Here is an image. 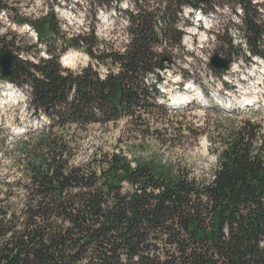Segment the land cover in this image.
Masks as SVG:
<instances>
[{
  "label": "trees",
  "instance_id": "1",
  "mask_svg": "<svg viewBox=\"0 0 264 264\" xmlns=\"http://www.w3.org/2000/svg\"><path fill=\"white\" fill-rule=\"evenodd\" d=\"M122 1L96 0L106 11L112 5L117 10ZM127 1L131 38L123 51L97 41L92 33L60 35L51 9L25 20L46 56L32 61L15 54L10 75L3 78L0 71V80L26 94L31 116L46 118L15 137L12 164L19 173L13 181L0 172V264H264V139L259 123L227 119L222 124V146L206 181L183 170L168 177L144 161L133 164L122 152L94 151L86 161L75 162L69 133L72 126L119 121L145 124L148 132L149 116L184 112L167 108L159 98L160 70L172 60L167 48L181 41L185 6L205 15L224 6L237 15L240 8L245 58L264 61L259 11L264 1ZM52 35H60L70 47L79 48L82 42L89 62L77 69L63 67L62 49L50 42ZM214 35L221 39V31ZM224 35L216 52L231 59L243 51L242 45ZM161 41L167 47H157ZM12 46L11 41L0 44V53ZM210 67L217 75L224 71ZM48 108L52 113L46 114ZM156 132L151 134L158 138ZM6 137L0 138V149Z\"/></svg>",
  "mask_w": 264,
  "mask_h": 264
},
{
  "label": "rangeland",
  "instance_id": "2",
  "mask_svg": "<svg viewBox=\"0 0 264 264\" xmlns=\"http://www.w3.org/2000/svg\"><path fill=\"white\" fill-rule=\"evenodd\" d=\"M257 1L262 3L264 0ZM127 8V0H123L117 10L112 5L109 11L96 0H0V44L13 42L12 51L32 61L46 56L43 45L34 36L35 31L25 20L39 18L52 9L60 35L70 37L92 33L97 41L122 50L127 37ZM260 11L261 20H264V6ZM184 12L180 24L184 32L182 42L180 46L172 44L167 48L171 49L172 60L163 71V84H160L163 97L159 102L167 104V100L172 101L174 96L183 95L185 99L175 104L189 106L186 110L180 108L184 112L149 116L151 126L147 124L148 132L144 130L145 124L136 127L126 121L91 124L85 129L72 126L69 133L73 139L71 145L76 147L75 162L86 161L94 151L122 152L133 164L137 160L144 161L168 177H175L178 171L183 170L197 181H206L217 163L222 146L219 135L224 132L227 119L231 123L242 119L259 123L264 139V61L255 56L251 61L246 60L248 53L243 46L241 24L236 15L227 8L210 15L202 14L203 18L196 16L198 9L189 8ZM214 30L221 31L220 40L213 38ZM224 32L235 45L241 44L243 51L234 53L221 75H217L210 70L207 59L217 53L216 48L226 37ZM60 35H52L50 42L55 40V46L62 49L61 65L71 69L85 66L90 60L85 47L66 46ZM162 46L167 47V44ZM65 56H70L72 64H63ZM25 97L21 89L0 81V130L4 133L0 138L7 135L0 149V172L8 181H13V175L19 173L12 164L11 152L18 143L16 135L28 127L38 126L40 121H46L44 116L39 120L31 116ZM243 97L252 99L248 106L239 102ZM199 101L203 106L239 111L219 114L202 107ZM154 129L158 131V138L151 134Z\"/></svg>",
  "mask_w": 264,
  "mask_h": 264
},
{
  "label": "water",
  "instance_id": "3",
  "mask_svg": "<svg viewBox=\"0 0 264 264\" xmlns=\"http://www.w3.org/2000/svg\"><path fill=\"white\" fill-rule=\"evenodd\" d=\"M15 54L9 49L5 48L0 53V71L3 78H7L10 75L11 67L13 64ZM229 58H220L217 54H214L210 59V65L214 68H225L229 63ZM52 113V109L48 108L46 114Z\"/></svg>",
  "mask_w": 264,
  "mask_h": 264
},
{
  "label": "built area",
  "instance_id": "4",
  "mask_svg": "<svg viewBox=\"0 0 264 264\" xmlns=\"http://www.w3.org/2000/svg\"><path fill=\"white\" fill-rule=\"evenodd\" d=\"M253 2H258L257 0L255 1V0H253ZM189 8H191L190 6H185V11H187ZM224 8H227L228 9V7L227 6H224ZM261 8V7H260ZM259 11H260V9H259ZM237 15H236V17H237V19H238V21H239V23L241 24V19H240V15H241V10H240V8H238L237 9ZM129 25V19L128 20H126V31H127V37H126V45L124 46V48H122V50H118V51H123L124 49H125V47L129 44V42H130V34H129V32H128V29H127V26ZM159 25H161V18H160V24H158V26ZM180 26V28H181V30L183 31V29H182V27H181V25H179ZM215 31H217V30H214V31H212L213 33H212V36H213V38H215L214 36V32ZM80 34H85L86 35V33H80ZM183 34H184V32H183ZM34 36L36 37V34H34ZM182 37H183V35H182ZM263 37H264V34H263ZM36 39H37V37H36ZM181 42H182V38H181V41H180V43L179 44H176V45H178V46H180V44H181ZM165 45L166 44V41H161L160 43H158L157 44V47H163L162 45ZM81 48H83L84 47V45H83V43L81 42V46H80ZM79 47V48H80ZM165 47V46H164ZM215 54H218V56L220 57V58H226L225 56H223L222 54H219V53H215ZM212 56V55H211ZM210 56V57H211ZM210 57H208V59L207 60H210L209 58ZM254 57V56H253ZM253 57H251V58H253ZM230 59V58H229ZM231 60V59H230ZM167 62V61H166ZM209 67H210V65H209ZM166 70V68L165 69H163V70H160V72H161V76L163 77V71H165ZM210 70L211 71H213L212 69H211V67H210ZM213 73H214V71H213ZM222 73V72H221ZM215 74V73H214ZM222 88H224V87H222ZM226 88H228V87H226ZM230 90L232 89V88H229ZM26 99H27V97H26Z\"/></svg>",
  "mask_w": 264,
  "mask_h": 264
},
{
  "label": "bare ground",
  "instance_id": "5",
  "mask_svg": "<svg viewBox=\"0 0 264 264\" xmlns=\"http://www.w3.org/2000/svg\"><path fill=\"white\" fill-rule=\"evenodd\" d=\"M197 10V9H196ZM198 11L199 12H197L196 13V16L197 17H200L203 13L201 12V10H199L198 9ZM185 13V12H184ZM205 15V14H204ZM233 16V15H232ZM202 17V16H201ZM203 18V17H202ZM126 20V19H125ZM197 20V19H196ZM206 25V24H205ZM235 25V24H234ZM205 28V27H204ZM189 38V37H188ZM186 41V40H185ZM245 41V40H244ZM243 41V42H244ZM236 42V41H235ZM245 55V54H244ZM256 57V56H255ZM259 58V57H258ZM260 59V58H259ZM72 62V60L70 59V56H65L64 58H63V64L64 65H70V63ZM75 62V61H74ZM72 64V63H71ZM258 71V70H257ZM156 73V72H155ZM161 73V72H160ZM255 73V72H254ZM152 76V75H151ZM155 76V75H154ZM175 76V75H174ZM224 82H225V80H224ZM163 84V83H162ZM188 84V83H187ZM190 84V83H189ZM160 90H161V88H160ZM255 90V89H254ZM175 93V92H174ZM207 93V92H206ZM199 94V93H198ZM214 94V93H213ZM224 94V93H223ZM233 95V94H232ZM183 96V95H182ZM181 95L180 96H174L173 98H172V101L170 100L169 102H171L170 103V106H172L173 104L172 103H176V102H178V101H180L181 102V100H183V99H185L184 97H182ZM211 96V95H210ZM223 96V95H222ZM207 97V96H206ZM217 97V96H216ZM237 97V96H236ZM26 98V97H25ZM168 99V98H167ZM236 99V98H235ZM189 100V99H188ZM210 100V99H209ZM225 100H226V98H225ZM212 101V100H211ZM234 101V100H233ZM252 101V99L251 98H248V97H243L242 99H240L239 100V102L241 103V104H243V105H247L248 106V102H251ZM200 102V101H199ZM223 102V101H222ZM167 104H168V102H167ZM254 104V103H253ZM169 105V104H168ZM216 105V104H215ZM232 105V104H231ZM235 105V104H234ZM232 107V106H231ZM237 107V106H236ZM225 108V107H224ZM228 109V108H227ZM238 110V109H237Z\"/></svg>",
  "mask_w": 264,
  "mask_h": 264
}]
</instances>
